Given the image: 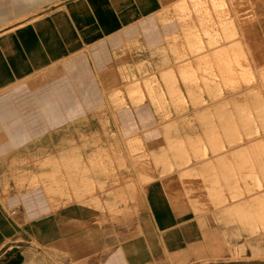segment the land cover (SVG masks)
<instances>
[{"label": "rangeland", "instance_id": "obj_1", "mask_svg": "<svg viewBox=\"0 0 264 264\" xmlns=\"http://www.w3.org/2000/svg\"><path fill=\"white\" fill-rule=\"evenodd\" d=\"M163 7L165 11L158 15L159 20H175L178 30L165 35L161 44L147 49L130 44L113 51L114 66L98 73L93 81L100 88L102 105L84 109L80 117L62 128L22 146L13 158L1 157L2 185H7L13 170L41 168L54 159L59 166H65L67 159V166L83 160L92 170L110 169L109 175L102 171L93 175L98 177L94 191L104 200L84 202L88 210L98 212L94 224L99 229L108 226L111 233L113 225L116 227L114 244L110 243L109 251L103 255L105 261L107 256H123V242L128 237L118 236L121 220L133 219L138 214L145 185L172 174L196 221L189 229L184 226L178 234L167 238H161L158 231H150L141 243V258L138 244L136 260L132 258L129 264H264V64L257 66L251 76L247 70L252 50H264V0H168ZM42 18V12L36 13L29 20L24 19L20 28ZM194 31L214 40L216 33H223L226 42L204 55H188L189 59L170 69H148L163 56L177 55L174 51L192 40ZM12 32H17V27L3 30L0 37ZM67 56L63 61L51 62V69L74 58ZM125 65L137 74L132 80L126 78L129 70ZM165 69L182 88L188 108L149 131L130 136L119 134L109 120L114 104H118L107 98L109 93L137 85L145 75ZM44 72L42 67L29 76L19 77L2 88L0 94L12 86L40 80ZM227 74L231 83L224 84ZM236 77L241 82L249 80L248 87L229 96L222 94L234 85ZM233 96L237 98L230 100ZM87 97L85 106L90 105ZM137 101H142L141 97ZM65 153L70 156H61ZM187 158L189 161L185 162ZM107 180L112 185L109 191ZM91 215L89 211L82 221L87 227L91 225ZM26 250L32 252V264H74L66 260L69 254L64 249L45 248L34 241L19 247L13 259L0 254V264H21ZM41 252L55 259L54 263L41 258ZM76 262L86 264V257ZM115 264L128 263L118 259Z\"/></svg>", "mask_w": 264, "mask_h": 264}, {"label": "crops", "instance_id": "obj_2", "mask_svg": "<svg viewBox=\"0 0 264 264\" xmlns=\"http://www.w3.org/2000/svg\"><path fill=\"white\" fill-rule=\"evenodd\" d=\"M164 2L168 0H0V33L17 27V32L0 37V90L45 67L40 80L12 86L0 94V158H13L22 146L62 128L84 109L101 106L100 88L93 81L98 73L114 66L113 51L130 44L147 49L178 30L175 20H159ZM41 12L42 20L20 28L24 19ZM68 54L74 58L51 69V62L63 61ZM166 70L109 93L107 98L118 103L109 120L119 134H141L188 108L182 88ZM139 97L142 101H137ZM55 161L41 168L11 170L6 186L0 178V254H7L8 259H13L19 247L34 241L45 248L64 249L69 254L66 260L74 264L84 257L86 264H115L118 259L129 264L132 258L136 260V246H141L150 231L167 238L196 221L175 176L149 182L138 214L121 220L118 236L128 237L123 242V256H107L102 261L109 244H114L116 227L113 225L111 233L108 226L99 229L94 224L98 212L88 210L84 202L104 200L94 191L98 177L93 175L100 171L109 175L111 170H92L83 160L67 166L65 159L63 167ZM3 171L0 165V174ZM108 180L106 191L112 186ZM52 181L58 184H49ZM89 211L91 225L87 227L82 221ZM139 247L140 259L143 250Z\"/></svg>", "mask_w": 264, "mask_h": 264}, {"label": "bare ground", "instance_id": "obj_3", "mask_svg": "<svg viewBox=\"0 0 264 264\" xmlns=\"http://www.w3.org/2000/svg\"><path fill=\"white\" fill-rule=\"evenodd\" d=\"M160 14H162V13H160ZM163 21H164V18H163ZM205 36H206L205 34H204V36H201L200 34L196 33V31H194V33L192 35V40L187 41V43L185 41L183 43V45L181 46V48H178L177 50L174 51L177 55L165 56V57L163 56L162 58H160V60L156 64L149 66L148 69H151L152 71L157 70V69H162V67L163 68L169 67V69H170L174 65L179 64L181 61H185V60L189 59L188 55L192 56V54L193 55L194 54H203V53L208 52L214 48L222 47L223 44L226 42L225 40L227 38V36H225L223 33H221V34L216 33L217 37L215 40L209 39V38L206 39ZM181 42H182V40L178 41V43H181ZM248 60L249 61L247 63V70H248V74H250V76H251V75H253V73H255V68H257V66L264 64V50H260V48L253 49L252 54L249 56ZM123 67H125L126 70H129L128 77H126V78H130V80H132V78H134L137 75L135 72L134 73L132 72L131 68L128 69L127 65H125ZM226 67H227L226 73L227 72L229 73L230 68L228 66H226ZM238 73H237V75H238ZM227 76L228 77L226 79H224V82H223L224 84H227L229 81L231 83V80H230V77L228 74H227ZM241 76L242 75L240 73V78H241ZM126 78L124 80H126ZM248 81L249 80L241 82L239 77H236V79H234V82H233L234 85L230 88L224 89L222 94L225 93L228 96L231 94H235L236 91L241 90L243 87L245 88V86L248 84ZM111 83H113V81H111ZM246 87H248V86H246ZM185 91L189 92V93L195 92L194 89H186ZM240 96H242V95H240ZM240 96H238V97H240ZM191 98H192V96L190 95V99ZM236 98L237 97L233 96L230 100L236 99ZM195 157H196L195 159H197L199 156L196 155ZM188 161H189V158H187V160H185V162H188ZM151 173H153L152 170H151ZM153 175H154V173H153ZM152 176H150V177H152ZM31 253L32 252L30 250L29 251L26 250L24 252V258H23L21 264H32ZM41 258L51 259L50 256L47 255L45 252H41ZM54 260L51 259V262L54 263L53 262ZM44 264H49V262L44 263Z\"/></svg>", "mask_w": 264, "mask_h": 264}]
</instances>
